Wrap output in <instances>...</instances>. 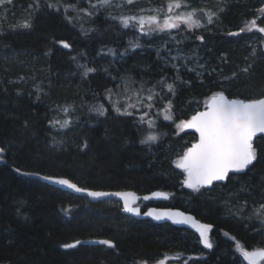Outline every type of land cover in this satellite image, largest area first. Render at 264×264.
I'll use <instances>...</instances> for the list:
<instances>
[{"label": "trees", "instance_id": "16d2710c", "mask_svg": "<svg viewBox=\"0 0 264 264\" xmlns=\"http://www.w3.org/2000/svg\"><path fill=\"white\" fill-rule=\"evenodd\" d=\"M197 1L219 18L205 28L174 30L175 40L165 33L146 37L124 29L104 10L91 18L81 14L83 24L69 10L67 15L73 17L69 23L64 4L87 7V0H41L31 17L28 5L33 0L0 6V146L6 149L0 160V264H139L142 260L153 264L176 253L183 260L190 257L187 264H241L237 242L247 250L264 248V222L253 214L264 204V140L255 141L258 158L247 172L210 190L185 187L184 174L174 163L176 151L197 139L192 132L177 135L175 122L204 110L213 93L224 90L230 98L240 99L264 95V43L256 56L246 54H252L249 41L259 33L229 35L252 19L264 26V13L258 12L264 0ZM46 3L57 4L61 11L47 8ZM165 3L139 0L137 5L148 9ZM221 4L222 12L217 10ZM27 19L31 28L15 27ZM201 22L206 23V17ZM137 40L141 47L130 48L129 42ZM60 41L67 42L71 51ZM169 51L180 58L171 60ZM173 64L180 66L181 77L175 96L155 102L145 117L155 119V129L138 123V111L125 116L111 106L107 89L123 111L125 96L141 84L151 88L162 77L171 83L177 76ZM88 67L96 71L85 75ZM246 67L247 73L240 71ZM193 68L196 71H189ZM233 72L237 77L225 81ZM169 98L175 122L156 115ZM100 104L108 109L104 116L91 110ZM65 107L74 123L67 129L53 128L49 121ZM150 132L159 134L158 142L142 144ZM44 176L67 178L92 190L167 192L168 207L214 226L213 247L204 248L185 229L128 217L117 201L92 203L73 196L44 183ZM245 202L247 206L241 208ZM92 239L111 240L116 247H62Z\"/></svg>", "mask_w": 264, "mask_h": 264}, {"label": "snow or ice", "instance_id": "6c2138e0", "mask_svg": "<svg viewBox=\"0 0 264 264\" xmlns=\"http://www.w3.org/2000/svg\"><path fill=\"white\" fill-rule=\"evenodd\" d=\"M12 0H0V6L4 4H11ZM139 3V0H87V7H77L74 3H67L63 6V12L65 18L72 22L73 17L67 15L69 10L76 13V18H82L81 14L91 18L98 14L101 10H104L111 16V19L118 22V24L124 29H133L140 33L142 36L150 37L153 34L165 33L175 40L173 31L177 33L181 31H188L193 29L205 28L206 24H213L214 17L219 18L217 12H213L205 8L192 7L188 0H166V3L159 7L152 8H137L135 12L132 11L130 6H135ZM47 8L53 9L57 12L61 11V8L57 4L46 3ZM32 11L29 13L31 17L41 7V0H33V3L28 5ZM127 8L130 14H124L121 12L118 15H112V9H124ZM224 9L219 8L222 12ZM258 12L264 13V7L258 9ZM147 13V14H145ZM206 17V23H202V19ZM264 23V21H262ZM31 19L24 20L21 24L15 27L24 29L31 28ZM184 26V27H182ZM256 31L260 34H264V26L257 25V19L246 21L244 27L239 32L229 33V35H239L242 32ZM87 35V32H85ZM200 41L204 40L203 36H198ZM262 43H264V35L260 37ZM64 48H70L71 46L65 42L60 41ZM177 43H179L177 41ZM130 48L141 47L139 41H130ZM112 55H115V51L108 50ZM127 51V49L125 50ZM255 55V50H253ZM159 55V53H158ZM169 56L171 53L169 51ZM180 57L171 56V60H177ZM225 62L226 59H225ZM200 68H204V65H198ZM172 67L176 68L177 76L171 83L168 82L167 77H162L151 88H145L144 84H141L139 89L132 90L130 96H125V106L123 111L121 107H118L119 101L112 102V90L107 89V99L111 103V106L115 111L121 115L134 116L138 106L146 108L148 111L143 112L138 123L147 124L149 129H155V119H145L155 107V102L164 103L166 96L174 97L176 94V81H180L179 75L180 66L173 64ZM186 67V63L184 65ZM94 68H86L85 75L95 72ZM189 71H196L195 68L189 69ZM215 72V69L212 70ZM243 73H247L249 68H242L240 70ZM201 75V73H197ZM237 73L233 72L232 75L225 76L224 80L228 81L237 77ZM183 83H190L182 81ZM159 87L160 91L155 89ZM125 92L129 91V86L125 84ZM165 89L167 90L165 92ZM147 92L144 96L143 93ZM162 93H164L162 95ZM135 97V102H131ZM39 98V97H38ZM70 107V106H69ZM133 109V111H128ZM69 108H62L65 114H67ZM92 111L96 112L100 116L107 114L108 109L100 104L98 107H93ZM162 114L165 120L174 121L173 104L171 98L167 99V103L163 109L158 110L156 115ZM53 128L59 125L60 129L68 128L71 126L72 121L65 119L63 121L53 119L49 121ZM175 127L178 129L177 135L186 129H194L198 133V138L190 146L178 156L174 161L176 168L180 169L184 174L183 185L192 189L195 192H200L202 188L211 187L215 182H223L229 179V173H241L249 169V166L253 165L257 160V148L255 141L257 137L264 140V95L258 98L240 99L230 98L225 94L224 90L213 93L206 104L203 111H197L194 115H191L189 119L179 120L175 122ZM159 134L155 132L148 133L144 139L141 140L142 144H154L158 142ZM86 146V145H85ZM6 149L0 147V160H3V153ZM20 171V169H16ZM43 179L54 182L59 185L66 186L74 189L76 192H87L88 196L95 199L108 196L120 197L123 200V210L133 215H141L140 208L133 206L139 197L132 192H103V191H89L84 188H80L77 184L73 183L67 178H56L51 176H44ZM155 197L167 198V193L155 192L152 194ZM151 197L145 196L143 199L147 200ZM246 202L241 208L246 207ZM67 211V210H65ZM145 215L154 216L156 220L168 219L177 224H191L198 232L201 238V242L208 249L213 247V242L210 240L209 232L212 226L207 224H201L194 220L192 216L186 215L183 212H156V210H150ZM257 218L264 222V204H261L259 208L254 209V213ZM234 239V238H233ZM82 241L76 240L73 243L63 244L64 248H75L81 245ZM95 243L105 245L109 248H115L116 245L111 240H98ZM236 250L242 257V262L247 261V264H264V248H254L253 250H247L240 242L236 243ZM182 257L181 253H176L173 256L165 254L162 259H158L156 264H168L169 260L179 261ZM139 264H148L147 261H140ZM183 264H187V260H183Z\"/></svg>", "mask_w": 264, "mask_h": 264}, {"label": "water", "instance_id": "95a60500", "mask_svg": "<svg viewBox=\"0 0 264 264\" xmlns=\"http://www.w3.org/2000/svg\"><path fill=\"white\" fill-rule=\"evenodd\" d=\"M226 94V93H225ZM227 95V94H226ZM185 131L187 132H193L195 133V135L197 136L198 138V133L195 132L194 129H186ZM259 138V137H257ZM255 163V162H254ZM250 168V166H249ZM249 169L245 170L244 172H241V173H229V176L231 175H240V174H243L245 172H247ZM43 181L45 183H47L48 185L54 187V188H57L59 190H62L66 193H69L73 196H76V197H83V198H86L87 200H89L90 202L92 203H98V202H103V201H106V200H115V201H118L122 204V213L128 217H131V218H134V219H137V220H149V221H152L156 224H171L173 225L174 227H177V228H180V229H186V230H189L193 233H195L198 237H199V240H200V243L202 246H204V244L201 242V238L199 236V232L194 228L192 227V225L189 223V224H177V223H173L171 220H168V219H163V220H156L154 218V216H148V215H145L144 213L150 211V210H156V212H166V211H172V212H176V211H179V212H183L185 213L186 215H189V216H192L194 218V220L198 221L199 223L201 224H207V223H203L202 221L198 220L192 213L190 212H186V211H183L181 209H178V208H170V207H150L148 208L147 210H145L143 212L141 206H140V203L141 202H147V203H167L170 199H171V196L169 193L167 192H164V191H159V190H156V191H152L148 194H144V195H140L138 193H136L135 191H105V190H92V189H87V188H84V189H87L89 191H103V192H132V193H135L137 197H139L138 200H136L135 204L133 206H138L140 208V211H141V215L139 216H136V215H133L131 213H128L126 211L123 210V200L122 198L120 197H116V196H108V197H102V198H99V199H95L91 196H88L87 195V192H76L74 189H71V188H68L66 186H63V185H59V184H56L54 182H51V181H48V180H45L43 179ZM227 181V180H226ZM226 181H223V182H215L211 187H205L203 189H211L214 185L216 184H223L225 183ZM78 187H80L79 185H77ZM185 186V185H184ZM187 187V186H186ZM80 188H83V187H80ZM188 188V187H187ZM155 192H162V193H167L168 196L167 198H164V197H155V196H152L153 193ZM145 196H149L151 197L150 199H143V197ZM207 225H210V224H207ZM212 228H211V231L209 232V237H211L212 235V231L214 229V226L211 225ZM99 239H92V240H84L82 242L81 245H95V246H98V245H102V244H99V243H95V241H98ZM80 246V245H78ZM205 247V246H204ZM245 263L247 264V261H245Z\"/></svg>", "mask_w": 264, "mask_h": 264}, {"label": "rangeland", "instance_id": "374dc122", "mask_svg": "<svg viewBox=\"0 0 264 264\" xmlns=\"http://www.w3.org/2000/svg\"><path fill=\"white\" fill-rule=\"evenodd\" d=\"M160 1V0H159ZM163 1V0H162ZM221 3H223L224 4V0H219ZM117 2H119V0H117ZM190 4H191V6L192 7H195V8H206L207 6L205 5V4H202V3H200L199 1H197V0H189L188 1ZM218 6H220V7H222V6H224V5H218ZM131 8H132V11H136V9L139 7L138 5H135V6H130ZM219 7V8H220ZM219 8H217V10H219ZM120 11V13L121 12H124V11H126L125 12V14L126 13H128V9L127 8H124V9H112V12H116V11ZM145 14H147V13H145ZM73 16L75 17L76 16V13L73 11ZM82 18H79L78 20H79V22L81 23V24H83L84 23V21H85V16H81ZM161 35H163V33H160ZM262 35H264V34H254V36H252L251 37V39H250V41H249V47L251 48V52L253 53V50H255V55H253V54H251L249 51H246V54H248V56L247 57H254V56H256L257 55V52L259 51V49H260V47H261V40H260V37L262 36ZM204 42H205V40H204ZM65 49H67V50H69V51H71V49L70 48H65ZM143 95L144 96H146L147 95V92H144L143 93ZM131 102H135V97H133L132 98V101ZM126 103V102H125ZM125 103H124V106H125ZM121 106H123V105H121ZM128 111H133V109H128ZM139 112V113H141L142 114V111H148L146 108H143L142 106H138V109L135 111V112ZM56 119H58V120H61V121H63V120H65V119H68V120H73V115L71 114V111L70 110H68V112H67V114H65L64 112H59L58 113V116L56 117ZM74 122H72L71 123V125L73 124ZM67 129V128H66ZM184 151V149L183 148H179L177 151H176V153H175V156L174 157H176V156H179L182 152ZM173 157V158H174ZM168 256H170L171 257V255H168ZM163 258V256L162 257H160V258H158V259H162ZM157 259V260H158ZM190 259V257L189 258H187L186 260H189ZM156 260V261H157ZM156 261L153 263V264H156ZM183 262V259L181 258L179 261H175V260H169L168 261V264H181Z\"/></svg>", "mask_w": 264, "mask_h": 264}, {"label": "flooded vegetation", "instance_id": "af4514ba", "mask_svg": "<svg viewBox=\"0 0 264 264\" xmlns=\"http://www.w3.org/2000/svg\"><path fill=\"white\" fill-rule=\"evenodd\" d=\"M143 204V203H142ZM160 205V204H159ZM149 207H151V206H148L147 208H149Z\"/></svg>", "mask_w": 264, "mask_h": 264}, {"label": "bare ground", "instance_id": "6f19581e", "mask_svg": "<svg viewBox=\"0 0 264 264\" xmlns=\"http://www.w3.org/2000/svg\"><path fill=\"white\" fill-rule=\"evenodd\" d=\"M168 130V129H167ZM170 133V132H169ZM1 147V146H0ZM147 151V150H146ZM102 240H104V239H102Z\"/></svg>", "mask_w": 264, "mask_h": 264}]
</instances>
